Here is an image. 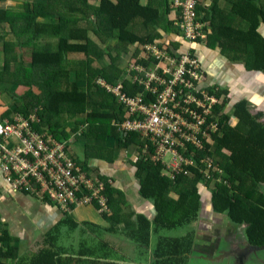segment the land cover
<instances>
[{"label":"trees","instance_id":"obj_1","mask_svg":"<svg viewBox=\"0 0 264 264\" xmlns=\"http://www.w3.org/2000/svg\"><path fill=\"white\" fill-rule=\"evenodd\" d=\"M3 1L0 0V3ZM210 2L209 8H203L199 3L198 11L200 19L209 22L207 37L213 42L210 46L221 47L235 59L246 61L250 70L264 72V0H229L231 9L226 16H221L226 12L219 8L220 0ZM159 5L163 6L167 15V0H160V3L156 0L154 3L152 0L145 3L142 0H24L17 11L0 6V46L3 53L0 86L5 92L1 96L12 102L1 119L10 118L14 113L27 117L34 114L35 109L40 110L37 114L40 123L35 131L42 133V127H46L49 134L60 142L68 136L60 133L63 126L59 112L62 116L63 113H85L89 127L84 137L93 135L97 130L118 132L115 125L122 123L119 114L123 113H119L118 108L116 110L113 101L95 83L81 86L87 80L83 70L97 62L100 68L94 69V73H98L96 79L110 82L120 73L110 69L120 55L132 49L135 59L142 47L148 44L161 46L156 40L162 39V35L154 26H168V23ZM229 15L235 17L232 20L237 19L239 26L230 25L227 20ZM170 24L173 25V22ZM137 27L144 32L143 35L136 33ZM91 31L104 44V51L90 40L88 35ZM52 46H55L54 49ZM76 54L83 55V60H72ZM104 56L109 58V66L101 64ZM20 87L26 89L23 95L13 91ZM248 105L247 101H241L230 106L226 98L223 105L216 108V114L220 115L221 132L219 137H215L214 153L209 157L224 169L230 186L216 183L210 186L214 211L227 214L238 225L247 224L246 235L250 243L263 247L264 122L262 115L254 116L249 112ZM233 119L237 120V124L233 125ZM117 140L123 152L140 142L139 137L123 138L120 134ZM133 165L139 176L145 173L144 178H139L142 186L140 193L154 201L157 212L152 222L145 217L138 219L139 231L133 232V239L149 244L151 232L180 228L198 219L202 205L200 185L203 182L196 169H189L196 174L194 178L178 176L173 182L153 159H138ZM108 200L110 203V198ZM10 242L12 239L0 229L1 257L4 258L5 247L9 257L16 252V247ZM170 242L169 239L161 241L160 254L155 253V256L172 254L173 245ZM176 243L177 251L182 252L184 244ZM49 250L48 254L36 257L30 264H68L58 253H52L53 246ZM91 254L89 252L87 257L75 264H100ZM113 260L121 261L113 257L103 264H119ZM178 263L180 260L163 261V264Z\"/></svg>","mask_w":264,"mask_h":264},{"label":"crops","instance_id":"obj_2","mask_svg":"<svg viewBox=\"0 0 264 264\" xmlns=\"http://www.w3.org/2000/svg\"><path fill=\"white\" fill-rule=\"evenodd\" d=\"M145 1L142 0L143 3ZM156 2L160 3V0H156ZM211 2L210 0H201L202 7L209 6ZM167 3L169 4L167 15H165L163 6L159 5V8L161 12L164 11L168 26H164L163 24H160L162 28L159 25L154 26L162 35V39L156 40V42L160 43L163 48H166L170 54L178 53L188 46V42L174 22V17L179 14V11L173 4L174 0H167ZM0 6H2L1 3ZM219 8L227 13H222L221 16L228 15L231 9L229 0H220ZM233 18L235 17L229 15L227 20L230 25L232 24V26L237 27V19L232 20ZM198 19L201 20L200 14ZM170 22H173V25ZM203 22L209 24L208 21ZM217 22L218 15L215 17V24ZM135 30L138 35L144 34L140 27H137ZM89 38L94 45H97L98 42L100 43L99 39L98 41L96 40L95 34H92ZM206 41L209 45H207ZM210 43L212 44L213 42L210 39L208 40L207 37V40L205 39L191 45L194 46L193 51L196 52L200 61L204 62L201 61L208 74L207 84L210 87L218 88L220 90L219 96L224 97L225 100L227 98L230 101V106L241 101H246V97L243 94L237 93L238 90L242 93L243 89L253 86H255L257 91L256 94L262 98L259 102L264 103V72L262 73V77L256 74V70H251L253 74H248L246 61L240 62L239 59H235L230 54L224 56L227 53L226 51L222 50L221 47L210 46ZM98 48L101 51L105 49V47ZM0 55L3 57L1 46ZM140 56L141 50L135 59H138ZM127 57V54H124V56L120 55L113 63H118L121 67L118 70L120 73L117 78H113L112 81L107 83H116L127 79L123 75ZM243 78H245V82L243 85H240L239 83ZM222 89L227 91V96ZM127 90L131 95L135 94L134 86H130ZM91 91L92 93H96V91ZM244 93H247V90ZM234 94H237L239 97V100L236 102L233 98ZM2 98L0 95V118L8 107L6 100L2 101ZM109 99L113 101L111 97ZM252 99L254 100L255 97H252ZM252 99H249L247 102ZM113 104L117 110L118 105L114 101ZM249 104L254 114H264V110L257 103L249 102ZM61 113L59 112L60 117H62ZM80 114L83 113H79L78 115ZM119 115L124 120V116L122 114ZM76 121L78 122L80 136L77 142L71 141L72 156L74 157L76 154L79 157V160L74 159L92 180L104 181L103 194L107 199L110 198L111 213L106 217H101L92 207L88 206L86 208L83 206L84 209L81 210V217L78 220L74 221L70 219L69 215L70 221H67L62 211L54 204L41 202L34 196L24 192L13 194L7 191V184L1 181L0 229L7 233L8 237L12 239L10 245L17 249L14 255L9 257L8 248L6 249L5 247L3 252L5 254L4 258L0 256L1 264H30L36 257L48 254V251H50L49 247L51 246L54 247L52 253H58L60 258L67 260L68 264H75L77 260L84 259L89 255V252L93 253L91 255L100 264L108 262L113 257L121 260H113L119 264H163L164 260L174 262L184 258L187 259V263L189 259L190 262L192 261L191 264H206L209 262L203 258V255H205L207 250L203 249H206L207 245L219 238L229 240V244L225 242L223 247L226 246L227 248L221 246L210 258L229 255L228 259L232 260L234 258L231 255V246L238 252L247 247L245 242L247 240V235L245 234L246 226L238 225L225 213H216L212 204V191L211 189L209 190L207 185L203 184L200 185L202 205L199 217L195 222L180 227L186 228L182 229L181 232H178V228L166 231L161 230L156 233L151 232L149 244L133 239V232L139 231L138 219L145 217L152 222L157 214L154 201L146 199L140 193L142 186L139 178H144L145 173L139 176L133 165L136 162L134 163L131 158L132 156L120 151L117 140L119 133L117 131L114 133L112 131L97 130L93 135L84 137L89 127L86 116L81 119L76 118ZM234 122L237 124L236 119H233V125H235ZM69 126L72 127L73 125L70 124ZM42 129L48 131L46 127H42ZM61 132L63 133L62 135L66 134L69 138V130L61 128ZM100 140L102 141L100 146L94 147L93 142ZM89 143L92 145L86 146ZM113 146H116V148H113ZM130 148L128 149L129 154L132 151ZM94 151H102V157L93 155L92 152ZM95 175L98 177L95 178ZM210 188L212 187L210 186ZM206 191L210 193L207 197H205L206 195L204 196ZM164 239L172 241L170 243L173 247L170 251H173V253L169 256L159 255L156 257L155 253L160 254L161 247L159 244ZM189 240L191 243L190 250L187 248ZM176 242L184 244L182 252L177 251L178 244ZM263 251L264 246L260 250L254 251L258 256L252 253V257L255 259L260 258L262 264H264ZM189 252L191 253L187 255ZM107 256H109L108 260L105 259ZM219 262L221 261L217 263ZM187 263L184 261V264Z\"/></svg>","mask_w":264,"mask_h":264},{"label":"built area","instance_id":"obj_3","mask_svg":"<svg viewBox=\"0 0 264 264\" xmlns=\"http://www.w3.org/2000/svg\"><path fill=\"white\" fill-rule=\"evenodd\" d=\"M199 1L173 3L179 11L174 22L188 42L184 50L170 54L148 44L138 59L127 63L126 80L111 84L98 80L96 86L123 113L124 120L115 125L118 133L140 138L138 145H131V154L124 152L134 163L153 159L173 182L178 176L194 178L189 170L194 168L203 182L229 186L223 168L209 157L221 132L216 108L225 98L207 84V72L191 46L207 40L210 31L209 24L198 19ZM130 86L135 87L134 95L127 90ZM39 111L0 118V182L13 194L24 192L62 212L92 204L99 212H108L104 181H94L82 170L72 156L70 140L60 142L49 131H35Z\"/></svg>","mask_w":264,"mask_h":264},{"label":"rangeland","instance_id":"obj_4","mask_svg":"<svg viewBox=\"0 0 264 264\" xmlns=\"http://www.w3.org/2000/svg\"><path fill=\"white\" fill-rule=\"evenodd\" d=\"M23 2L24 0H4L3 2H1V4H2V6H7V7H10V8H14V9H16V11L17 10H19L18 9V7L20 6V2ZM31 1V0H30ZM153 3H154V0L152 1ZM239 26V25H238ZM92 34H94L92 31L90 32V34H89V36L91 37V35ZM96 36V35H95ZM97 37V36H96ZM93 39H95L94 37H93ZM96 40L98 41V38H96ZM207 42V41H206ZM54 46H52V48H53ZM97 47H104V44H101V43H99L98 42V44H97ZM130 50H131V52H130ZM25 56L27 55V53L25 52V51H23L22 52ZM126 54L128 55V57H127V61H126V64H125V67H126V65H127V63H129L130 61H132V60H134V51L132 50V49H129L127 52H126ZM225 55H229V54H224V56ZM235 55H236V53H235ZM83 55H80V54H76L75 55V57L72 59V60H74L75 62H80V61H82L83 60V57H82ZM122 56H124V55H122ZM2 61H3V57H1V55H0V69H1V67L3 66V63H2ZM116 61V60H115ZM202 61V60H201ZM239 61V60H238ZM121 62V61H120ZM203 62V61H202ZM241 62V61H240ZM243 62V61H242ZM110 63V60H109V58L107 57V56H104V58H102V60H101V64L105 67V65L106 66H109L108 64ZM204 63V62H203ZM247 63H246V67H247ZM100 66V64L99 63H94V64H92V66H90L89 65V67H86L84 70H83V72H84V74H85V76L87 77V80L85 81V83H83V84H81V86H87V85H93L97 80H100V78H98V79H96L97 77H98V73H94V71L95 70H97L98 68H100L99 67ZM122 67H123V65H122ZM207 68V67H206ZM95 69V70H94ZM110 69H112V70H120L121 69V67L118 65V63L117 64H113V65H111V67H110ZM247 72H248V74H253V71H251L250 69H248V67H247ZM123 75H124V72H123ZM245 82V78H243V80L242 81H240V85H243V83ZM112 83V82H111ZM111 83H109V84H111ZM70 84H72V81H70ZM7 88V87H6ZM9 89H11V88H9ZM4 90V88L2 87V86H0V95L2 94H4L5 95V92L3 91ZM12 90V89H11ZM223 90V89H222ZM14 91V93H16L17 95H23L25 92H26V89L25 88H22V87H20V88H16L15 90H13ZM223 92L226 94L227 93V91L226 90H223ZM237 93L238 94H242L239 90L237 91ZM2 101H5L6 100V102H7V106H9L10 107V105H11V101H9V99L8 98H6L5 96L1 99ZM85 117V113H83V114H80V115H78L77 117H76V115H66V114H64L63 113V116H62V119H61V124H62V128H65V130H69V138L68 139H66L67 141H69L70 140V142L71 141H74V142H77L78 141V139H79V131H78V122L76 121V118H78V119H81V118H84ZM70 124H72L73 126L72 127H70L69 125ZM234 124H235V122H234ZM101 140L100 141H95V142H93L94 143V147H99L100 146V144H101ZM88 145H92V144H87L86 146H88ZM113 148H116V146H113ZM80 149V148H79ZM101 152L102 151H94V152H92L93 153V155H95V156H100V157H102V154H101ZM74 158L75 159H78L79 160V157L75 154L74 155ZM95 178H97L98 176H94ZM207 186H208V188H209V190L211 189L210 188V184H207ZM210 193L208 192V191H206L205 193H204V196L205 197H207L208 195H209ZM88 206H90V207H92L93 208V210H95V208L92 206V205H87V206H84V207H88ZM78 207H81V208H78ZM84 207L83 206H81V205H73V206H71L70 207V209L68 210V211H64L62 214H64V216H65V218L67 219V221H70V219H72V220H78L80 217H81V210L82 209H84ZM75 208H77V209H75ZM70 215V219H69V216ZM182 229H186V228H178L177 230H178V232H181L182 231ZM223 248H227L226 246L225 247H223ZM224 253H227V252H224ZM199 264H204V263H199ZM206 264H209V263H206Z\"/></svg>","mask_w":264,"mask_h":264},{"label":"flooded vegetation","instance_id":"obj_5","mask_svg":"<svg viewBox=\"0 0 264 264\" xmlns=\"http://www.w3.org/2000/svg\"><path fill=\"white\" fill-rule=\"evenodd\" d=\"M208 75V74H207ZM248 89V91H250V93H249V99H252V97L254 98L255 97V99L253 100H251V101H249L250 103H253L255 100H258V98H260L257 94H256V89H255V86H253V87H251V88H247ZM233 98H234V100H235V102L237 101V100H239V97H238V95L237 94H234L233 95ZM248 102V103H249ZM249 106V105H248ZM257 115H262V121L264 122V114H254V116H257ZM229 186H230V184H229ZM49 203V202H48ZM52 204V203H51ZM164 231H166V230H164ZM249 240V239H248ZM249 242H250V240H249ZM190 240H189V243H187V248H188V250H190V248H191V246H190ZM251 245H253L252 243H250ZM247 245V244H246ZM253 246H256V247H259L260 249L262 248V246H257V245H253ZM190 247V248H189ZM259 249V250H260ZM256 250H258V249H256V248H252V247H248V245H247V247H245V248H243L240 252H238V251H236L232 246H231V255H232V257L234 258V259H232V260H229L228 259V256L229 255H224V256H221V257H216V258H211L210 260H208V259H206L207 260V262H209V264H214V263H217L218 261H221V262H219V263H217V264H224V262L225 261H229V263L230 264H262V262H261V260H260V258L259 259H255L254 257H252V253H254V254H256V255H258L257 253H255L256 252ZM255 251V252H254ZM264 252V251H263ZM191 252H189V253H187V255L188 254H190ZM243 256V257H242ZM236 257V258H235ZM184 261L187 263V259L186 258H184V259H182V260H180V263H178V264H184ZM192 262V261H191ZM191 262L189 261V259H188V263L187 264H191Z\"/></svg>","mask_w":264,"mask_h":264},{"label":"water","instance_id":"obj_6","mask_svg":"<svg viewBox=\"0 0 264 264\" xmlns=\"http://www.w3.org/2000/svg\"><path fill=\"white\" fill-rule=\"evenodd\" d=\"M262 71H257L256 72V74L258 75V76H261L262 77ZM247 90V93H244L245 91ZM249 93H250V91H248V89L246 88V89H243V92H242V94H243V96H245L246 97V101H248L249 100ZM262 100V98H259L258 100H255L254 102L255 103H257L263 110H264V103H261V102H259V101H261ZM264 100V99H263ZM237 104V103H236ZM235 104H233V106H234ZM250 107H251V105L249 104V106H248V108H249V112L250 113H252L253 115H254V113L252 112V110L250 109ZM230 218V217H229ZM231 219V218H230ZM240 226H246V229H247V227H248V225L247 224H242V225H240ZM246 229H245V234H246ZM246 238H247V236H246ZM225 242L227 243V244H229V240H227V239H225V238H219V239H217L216 241H214V242H212L211 244H209V245H207V248L205 249H203V250H207L206 252H205V255H203V258L204 259H208V260H210L211 258H210V256L213 254V253H215L217 250H219L220 249V247L222 246L223 247V245L225 244ZM246 242V244L248 245V247H252V248H256V249H260L259 247H256V246H253V245H251L250 243H249V241H248V238H247V240L245 241ZM201 252V251H200ZM256 255V254H255ZM258 256V255H257ZM219 258V257H218ZM224 264H230L229 263V261H225L224 262Z\"/></svg>","mask_w":264,"mask_h":264},{"label":"clouds","instance_id":"obj_7","mask_svg":"<svg viewBox=\"0 0 264 264\" xmlns=\"http://www.w3.org/2000/svg\"><path fill=\"white\" fill-rule=\"evenodd\" d=\"M199 3H201V1H199ZM207 8H209V6H207ZM199 9V8H198ZM101 81H103L104 83H106V84H109V83H107V82H105L104 80H102V79H100ZM98 81V80H97ZM95 85H96V82H95ZM78 128H79V126H78ZM203 182V181H202ZM207 185V183H205V182H203V183H201V185ZM209 184H215V183H209ZM107 201H108V212H104V213H101V212H99L98 211V208L96 207V205H94V204H92V206L95 208V211L97 212V214L98 215H100L101 217H106V216H108L110 213H111V209H110V203H109V200L107 199ZM83 206H87V205H83ZM63 213V212H62Z\"/></svg>","mask_w":264,"mask_h":264}]
</instances>
